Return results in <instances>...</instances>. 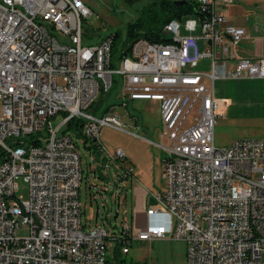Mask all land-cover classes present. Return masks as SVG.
<instances>
[{
	"label": "built area",
	"instance_id": "1",
	"mask_svg": "<svg viewBox=\"0 0 264 264\" xmlns=\"http://www.w3.org/2000/svg\"><path fill=\"white\" fill-rule=\"evenodd\" d=\"M192 2L198 23L171 20L162 28L167 42L137 39L113 60L109 35L82 45L90 11L81 0H0V264H106L114 246L129 255L133 242L164 239L184 244L185 264H264V137L223 148L213 141L226 108L214 82L264 80V57L231 55L245 37L226 22L232 0ZM202 60L207 74L194 70ZM112 74L124 102L157 104L160 140L168 143L155 145L165 152L162 187L150 195L143 228L124 221L85 230L80 141L63 130L80 121L103 169L124 163L121 150L107 154L98 141L103 127L124 132L119 118L91 107ZM122 172L127 179L132 168ZM20 228L25 237L15 236Z\"/></svg>",
	"mask_w": 264,
	"mask_h": 264
},
{
	"label": "rangeland",
	"instance_id": "2",
	"mask_svg": "<svg viewBox=\"0 0 264 264\" xmlns=\"http://www.w3.org/2000/svg\"><path fill=\"white\" fill-rule=\"evenodd\" d=\"M84 1L90 7L88 8L82 2L89 9L90 16L86 20H81L82 45L96 41L92 35L100 38L117 34L115 40L117 48L119 43L125 40L126 25L137 18L143 7L158 0ZM238 2L235 7L241 10L238 13L232 12L226 15V22L238 25L237 21L241 20L243 28L247 30L253 28L255 31L253 37L259 38L261 42L264 41V0H239ZM186 21L198 22L194 15H185L179 19L180 26H183ZM194 70L207 74L208 61H199ZM237 81H216L213 85L215 97L226 103V108L221 110L222 114L216 119L213 129L214 146L217 148L226 147L236 140L264 137V81ZM119 84V77L112 74L110 89L107 93L98 95L96 103L99 102L101 109L110 107L109 112L119 118L124 132L103 127L98 132V141L107 154H111L114 150H121L125 155L124 163L119 167L111 165L108 169H103L101 166L103 155L97 153L94 145L88 142L85 148L81 142L77 144V154L83 172L78 196L82 222H88L84 227L85 230L95 223L103 224L108 228L109 223L115 226L122 221H130L136 194L129 184L130 177L123 180H120V177L125 166L133 168V165L128 163L132 154L138 157L142 167L148 169L150 194L156 195L161 189L156 158L163 157L165 152L155 145L161 143L167 146L168 143L164 139L160 140L157 104L139 101L124 102ZM239 85L244 88H239ZM254 88H257V93ZM60 119L59 115L52 117L50 119L52 126H56ZM114 168L115 171H113ZM18 188L19 196L22 200H26V187L19 182ZM114 189L120 190L117 197L111 195ZM101 214H105L106 220H100ZM135 217L138 225L142 226V216L138 214ZM26 235L27 231L24 228L15 232L16 237ZM128 257L136 264H185V246L182 242L168 239L150 243L133 242Z\"/></svg>",
	"mask_w": 264,
	"mask_h": 264
},
{
	"label": "trees",
	"instance_id": "3",
	"mask_svg": "<svg viewBox=\"0 0 264 264\" xmlns=\"http://www.w3.org/2000/svg\"><path fill=\"white\" fill-rule=\"evenodd\" d=\"M186 3L181 6H173L171 0H158L143 7L137 18L128 23L124 30L125 40L120 42L116 48L115 40L117 34L109 35L112 38L111 56L114 59H120L124 56L126 49L137 39H143L147 42H167V38L162 34L163 26L171 20L180 19L185 15H197L196 6L192 0H184ZM91 33V32H90ZM94 115L104 114L110 111V107L99 108V102L91 105ZM70 133L73 138L80 141L85 146L88 141L81 134V122L78 120L68 121L63 130ZM40 135V134H38ZM31 137L29 143L37 145V140L33 141ZM124 222V221H122ZM121 222V223H122ZM106 264H136L132 262L128 255H121L117 246L112 247Z\"/></svg>",
	"mask_w": 264,
	"mask_h": 264
},
{
	"label": "crops",
	"instance_id": "4",
	"mask_svg": "<svg viewBox=\"0 0 264 264\" xmlns=\"http://www.w3.org/2000/svg\"><path fill=\"white\" fill-rule=\"evenodd\" d=\"M88 8H90L84 0H81ZM174 1H178V0H174ZM239 0H232L231 4L227 7L226 9V15H230V13L234 12V13H238L240 9H236L235 6H237V4ZM237 20V19H236ZM238 25H233L231 23H227L230 26H235V27H242V21L238 20L237 21ZM240 24V25H239ZM245 29V28H243ZM245 37L244 39L236 46H231L230 47V52L231 55H233L236 59H256V58H262L264 57V41H260L259 38L253 37V33L255 32L252 29H245ZM92 38L96 39V41H93V43L91 44H95L98 41L97 36L92 35ZM199 48L201 49V46L199 45ZM203 61V60H202ZM242 81H264V80H242ZM237 82H241V81H237ZM239 88L242 86H238ZM244 88V87H242ZM254 90L256 91L255 93H257V88H254ZM154 103V102H153ZM141 139V138H138ZM143 141L147 142L146 140L142 139ZM148 143V142H147ZM130 160H128V163L131 165H133L132 168V172H131V177L129 179V184L132 187L134 193L136 194V199H135V207H133V212L130 213V221L127 222L129 224H131L134 227L137 228H143L145 225V217H144V209L148 206V202L150 201V192L148 191V169L145 167H142L139 164V159L136 155H131ZM160 160H161V156H157L156 158V163H157V167H158V176L159 179L161 181L160 178V174H161V165H160ZM161 187H162V181H161ZM152 200V199H151ZM153 202V201H152ZM150 205V204H149ZM140 214L142 216V226L138 225L139 223L136 221V217L135 215Z\"/></svg>",
	"mask_w": 264,
	"mask_h": 264
},
{
	"label": "water",
	"instance_id": "5",
	"mask_svg": "<svg viewBox=\"0 0 264 264\" xmlns=\"http://www.w3.org/2000/svg\"><path fill=\"white\" fill-rule=\"evenodd\" d=\"M186 2L184 0H178V1H172V5L177 7V6H181L183 4H185ZM150 205H153L152 200L150 199V201L148 202Z\"/></svg>",
	"mask_w": 264,
	"mask_h": 264
},
{
	"label": "bare ground",
	"instance_id": "6",
	"mask_svg": "<svg viewBox=\"0 0 264 264\" xmlns=\"http://www.w3.org/2000/svg\"><path fill=\"white\" fill-rule=\"evenodd\" d=\"M228 10V9H227ZM198 23V22H197ZM164 35V34H163ZM125 55V54H124Z\"/></svg>",
	"mask_w": 264,
	"mask_h": 264
}]
</instances>
